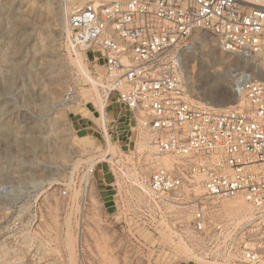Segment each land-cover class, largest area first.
<instances>
[{"label":"built area","instance_id":"2783aa9c","mask_svg":"<svg viewBox=\"0 0 264 264\" xmlns=\"http://www.w3.org/2000/svg\"><path fill=\"white\" fill-rule=\"evenodd\" d=\"M63 2L68 47L92 56L91 84L101 101L127 112L110 121L109 132L118 131L121 119L150 149L153 168L147 176L139 168L134 181L118 157L98 161L117 176L106 185L117 198V218L133 231L185 238L209 264H264V81L242 78V103L217 110L189 99L174 61L176 51L191 48L197 31L213 35L225 53L263 51L262 0ZM163 157L171 160L168 166L157 164ZM94 173L88 166L79 183L82 206ZM132 190L143 197L129 195ZM238 196L249 216L224 219L221 204ZM83 217V209L75 213L77 225ZM76 232L81 249V229Z\"/></svg>","mask_w":264,"mask_h":264},{"label":"rangeland","instance_id":"374dc122","mask_svg":"<svg viewBox=\"0 0 264 264\" xmlns=\"http://www.w3.org/2000/svg\"><path fill=\"white\" fill-rule=\"evenodd\" d=\"M65 10L63 0H0V264H209L185 238L133 231L115 215L118 201L106 185L117 176L99 164V151L110 144L111 156L129 165L132 181L139 168L147 176L153 165L140 150L143 138L131 131L125 130L126 144L115 143L122 138L109 132L110 121L127 112L113 104L116 115L105 116L109 102L91 84L92 56L66 43ZM190 45L176 51L174 61L194 104L218 110L239 105L237 83L261 81L264 50L225 53L205 31L195 32ZM92 104L99 114L90 120ZM88 166L95 173L82 206L79 183ZM129 195L143 197L133 190ZM82 209L79 226L75 213ZM66 233L72 252L63 243Z\"/></svg>","mask_w":264,"mask_h":264},{"label":"bare ground","instance_id":"6f19581e","mask_svg":"<svg viewBox=\"0 0 264 264\" xmlns=\"http://www.w3.org/2000/svg\"><path fill=\"white\" fill-rule=\"evenodd\" d=\"M262 3L264 4V0H262ZM260 78H261L260 79L261 81H264V72L260 73ZM243 79H245V78H243ZM246 79H251V78H246ZM252 80H254V79H252ZM237 86H239L238 83H237ZM101 110H102V108H101ZM101 112H102V116L104 118V111L102 110ZM109 146H110V144H109ZM109 146L107 145V142H106L107 149L99 151L100 152V155H99L100 158H104L105 156H109V155L113 154L111 152V148ZM143 149H146V152L150 155V149H149V147L147 146L146 143L140 145V150H143ZM105 159H107V158H105ZM170 162H171V160L169 158L163 157V158L159 159L158 165L168 166L170 164ZM142 171H144V169H142ZM88 190H89V187L86 190H84V192H85L84 195L85 196L87 195V191ZM221 211H222V216H224V217L226 215L228 218H241L242 216L245 218V216H248V214H250L251 210L245 204L244 200L241 197L238 196V197H235V198H231V199L225 200L221 204ZM239 216H241V217H239ZM62 239H63V243H64L65 248L69 252L70 251L72 252L73 247H74V241H73L72 237H70V235L66 233L64 238H62ZM183 249H184V247H183Z\"/></svg>","mask_w":264,"mask_h":264},{"label":"crops","instance_id":"0c3cea01","mask_svg":"<svg viewBox=\"0 0 264 264\" xmlns=\"http://www.w3.org/2000/svg\"><path fill=\"white\" fill-rule=\"evenodd\" d=\"M107 108H106V112H105V116L107 115V113L108 114H111V115H116V111H117V107H115L114 105H112V104H107V106H106ZM116 108V109H115ZM87 111H88V113L90 114V117H89V119L91 120V118H93V119H96V115H98L99 114V111H98V109L97 108H91L90 109V107L89 108H87L86 109ZM107 110H109V111H107ZM101 115V114H100ZM115 117H117V116H114V118ZM122 120L120 119L119 120V122H120V124H119V127H117L118 128V131L114 134V135H116L117 137H121L122 138V140L124 139V137H126V134H125V127L123 126V124H122V122H121Z\"/></svg>","mask_w":264,"mask_h":264}]
</instances>
